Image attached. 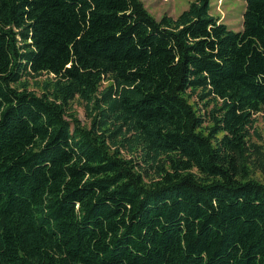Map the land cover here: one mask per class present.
Segmentation results:
<instances>
[{"label":"trees","instance_id":"obj_1","mask_svg":"<svg viewBox=\"0 0 264 264\" xmlns=\"http://www.w3.org/2000/svg\"><path fill=\"white\" fill-rule=\"evenodd\" d=\"M210 7L0 0V264H264V0Z\"/></svg>","mask_w":264,"mask_h":264},{"label":"rangeland","instance_id":"obj_2","mask_svg":"<svg viewBox=\"0 0 264 264\" xmlns=\"http://www.w3.org/2000/svg\"><path fill=\"white\" fill-rule=\"evenodd\" d=\"M147 10L156 18L166 13L171 16H176L182 9H184L189 0H141ZM210 13L216 16L221 22L227 24L233 30L242 29V14L245 7V0H210ZM45 75H40L35 78L30 77L29 88L39 92L38 82L41 81ZM40 86V85H39ZM195 99V96H192ZM73 111L77 114L80 121L84 124L88 123L85 115L84 103L80 99H75L72 102ZM255 128L260 135L259 137L251 133V140L264 144V115L258 116L255 122ZM252 132V130H250ZM253 177L259 181H264L263 174L255 170Z\"/></svg>","mask_w":264,"mask_h":264}]
</instances>
